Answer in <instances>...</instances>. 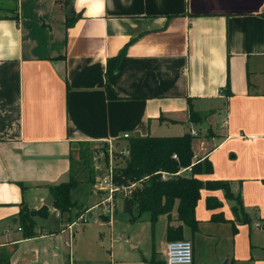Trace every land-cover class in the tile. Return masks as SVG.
<instances>
[{
	"label": "crops",
	"instance_id": "crops-1",
	"mask_svg": "<svg viewBox=\"0 0 264 264\" xmlns=\"http://www.w3.org/2000/svg\"><path fill=\"white\" fill-rule=\"evenodd\" d=\"M0 15L1 260L148 264L152 254L163 260L164 245L161 258L153 245L138 244L133 231L111 233L113 211L99 203L100 191L94 190L92 204L74 198L83 210L76 214L72 206L74 218L68 212L62 219L67 212L50 205L48 185L67 178L81 141L118 145L124 133L159 135L166 124L178 125V133L194 130L188 102L210 130L203 129L205 139L194 151L191 145L192 156L209 160L204 175L214 172L202 178L227 179L228 187L234 181L238 190H230L239 195L243 210L247 203L257 210L259 201L249 200L245 189L254 185L246 184L249 179L264 180V81L260 84L258 75L264 74V0H0ZM67 15L73 17L69 24ZM116 54L117 63L105 76V61ZM105 84L116 97L105 95ZM79 184L69 191L71 200ZM202 195V204L209 195L220 204L225 199L219 188ZM20 202L31 209L45 205L58 225L45 228L41 219L47 215L35 216V234L22 237L16 218ZM98 205L94 224L82 223ZM221 206L204 204L203 219L229 223L231 234L251 220L247 210L246 221L234 218L231 208L224 216ZM218 211L224 220L209 219ZM174 214L172 209L169 221L176 225ZM104 223L106 237L101 236ZM210 223L204 227L215 230ZM74 224L81 230L69 233ZM231 234L224 246L215 231L206 232L216 236L211 252L189 233L191 264H264V239L250 235L240 249Z\"/></svg>",
	"mask_w": 264,
	"mask_h": 264
},
{
	"label": "trees",
	"instance_id": "trees-1",
	"mask_svg": "<svg viewBox=\"0 0 264 264\" xmlns=\"http://www.w3.org/2000/svg\"><path fill=\"white\" fill-rule=\"evenodd\" d=\"M72 18V16H66L67 24L72 21ZM118 57L119 54H116L106 59L105 76L115 67ZM225 86H227V79ZM104 89L108 98L116 97L112 88L107 84ZM187 108L188 121L201 122L189 102ZM205 133H210L209 128L205 130ZM191 136L189 131L175 135L148 133L127 135L123 139L125 153L116 151L121 154L123 162L120 165L112 166L110 172L111 181L117 184H128L130 181L140 179V187L132 188L129 196L120 197L121 207L129 214L128 219L136 218L146 210L151 226L158 215L164 214L165 237L168 240L181 238L182 224L188 226L190 234L196 229L198 220L194 216V207L201 188L221 189L223 197L232 200L230 208L234 218L240 222L247 220L240 197L237 193H232L228 187L227 179L202 178V175L210 171L211 166L206 157L192 160ZM79 144H85V147L83 150L77 151L76 161L73 158L69 159L67 178L48 185L51 195L50 205L60 213H68L72 206L76 208V214L81 212L83 209L80 205L76 206L75 202L70 199L69 191L80 182H93L94 180V173L89 167V162L87 164L89 154L85 151L86 147L88 148L92 143L81 141ZM172 154H174L173 157ZM186 166L189 167L188 170L185 169ZM180 168L184 169L176 172ZM160 171H165L167 176L161 178ZM204 204L207 209L221 205L213 195L205 196ZM133 208L136 209L135 213L132 212ZM172 209L175 211L174 220L178 221L176 225L169 221ZM47 213L48 209L43 204L31 209L20 202L16 218L18 226L21 228V236H33L35 234L34 217H46ZM209 219L224 220L220 211L210 213ZM147 261L148 264H164V259L156 258L154 254ZM0 264H7V261L0 259Z\"/></svg>",
	"mask_w": 264,
	"mask_h": 264
},
{
	"label": "rangeland",
	"instance_id": "rangeland-1",
	"mask_svg": "<svg viewBox=\"0 0 264 264\" xmlns=\"http://www.w3.org/2000/svg\"><path fill=\"white\" fill-rule=\"evenodd\" d=\"M259 75V82L260 84L263 83L264 81V74H260ZM256 86V83H254L253 87ZM215 123L218 125V119L217 117L214 118ZM183 129L188 130V126L187 125H183ZM191 127L194 128L196 134L191 136V145H192V150L194 151L195 148H197L196 144L198 143L199 140H203L205 139L204 136V130L199 126V124H191ZM178 129V125H170V124H166L164 125V128L162 129L161 132H159L160 134H164V135H175L178 132L175 131H179ZM175 132V133H174ZM181 133V132H179ZM256 140L262 141V138L259 137H255ZM120 142L121 144L115 145L114 143H110V142H105V141H96L95 143H92L89 145V149L86 147L85 151H87V153L89 154L88 161L87 164L89 162V167L92 169L93 171V175H94V180L93 182H88V181H83L80 182V184L72 191L71 193V198L72 200L74 198H80L82 197V200L86 203V204H92L94 202L97 201V197L95 196V191L93 188V183L96 181V179L98 178L97 175V171L100 170H104L106 172H108L110 169H112V166L114 165H120L123 162V158L121 156V154H118L119 151L120 153H125V149H124V142H123V138H120ZM91 146V147H90ZM85 147V144H79V147L76 150L80 151L83 150V148ZM105 149H102L104 148ZM225 148V147H224ZM224 148H222L221 150H223ZM105 152V154H104ZM74 154V158L73 160L76 161V155ZM228 155H230V153H228ZM231 156V155H230ZM231 159H234L233 157H231ZM79 164V163H78ZM220 164V163H219ZM76 165V164H75ZM74 165V167H75ZM88 166V165H87ZM214 172H210L208 175H204L206 177L208 176H213ZM264 177V175H263ZM246 184H251L250 182H253L254 185L251 187H247L246 193L249 196V200L250 197H253L255 199V203L257 201H259V206L257 207V210H252V204L247 203L248 205H244V209L245 211L247 210V214L250 216V221H248L247 223L244 222L242 225H238L237 227V231L234 232L233 234L230 233V228H229V223H221L219 222L218 224L214 225L213 223H210L209 220L206 221L203 218L205 217L206 213H208V211L204 208V204H202V198L203 195L202 193H205L207 191V189L205 188H201L200 189V196L197 200V202H195L196 207H195V216L198 218L199 220V224H201V226H198L197 229L194 230V232H192V237L194 242H196L197 244H199V246H202V249L207 250V248L211 250L215 249V247H217V245L215 244L214 246V241L216 239V236H212L211 237H207L205 236L206 232H213L215 231V233L217 234V236L219 237V241H222V244L224 246H227L230 244V240L232 238L231 235H235V240H236V244L238 246L244 247L246 241L248 242V238L250 237V235L256 236L258 238H262L264 239V226L262 225V221H264V180L261 179H257L256 180H252L249 179L246 181ZM231 190L236 192L238 190V187H236V184L234 181H231L230 184ZM218 190L215 191L216 194ZM100 197H102V193H98ZM221 198V196H220ZM222 206L221 209L223 210V215L224 216H229L231 213L230 211V207L229 205V199H222ZM115 203V209L113 210L112 214L110 213V218H113V226L111 227V233H118V232H123L125 230H129V231H133L135 237L137 238L138 244H140L141 246H145L147 248L152 247V245L155 247V249L157 250L156 254L157 256H160L161 258H163V243L164 241L168 240L165 237V225H166V221H165V215H161V216H157L155 218V220L153 221V225L151 226L150 222L148 221V212L145 210L143 212H141L139 214L138 217L136 218H132V219H128L129 214L123 210V208L121 207V199L119 197H116L114 200ZM114 208V207H113ZM101 210V207L98 205L97 207H94L91 209L92 215L88 216L87 213L86 215V223L84 220H82L81 222L84 224H87L88 226H91L94 224L93 219L97 218L99 216V212ZM133 213L136 212V209L133 208ZM68 213L63 214L62 219H65V215ZM69 214H70V219L74 218V213L73 210H69ZM68 214V215H69ZM58 219L56 218V216L53 215V213H48L46 219H41V224L45 226V228H50V227H55L57 226V221ZM75 220V219H74ZM134 220V221H131ZM79 222V221H78ZM210 223L208 224L209 226H214L215 230L212 228H206L204 227V223ZM261 223L260 228L258 227V229H256L257 227H254V224H258ZM81 224V223H80ZM80 224H74V226H72L69 229V233H75V229L77 231L81 230ZM106 224L104 223L100 229L102 230L101 236L102 237H106L107 235V226H105ZM12 226H14L13 228L15 229V223L12 224ZM181 230L183 231V237L181 238H189V228L187 225H183V228H181ZM248 233V235H247ZM101 237V239H102ZM104 243H102L104 246H106L107 240L103 241ZM242 244V245H241ZM257 247L254 248V250H256ZM258 251V250H256ZM212 252V251H211Z\"/></svg>",
	"mask_w": 264,
	"mask_h": 264
},
{
	"label": "built area",
	"instance_id": "built-area-1",
	"mask_svg": "<svg viewBox=\"0 0 264 264\" xmlns=\"http://www.w3.org/2000/svg\"><path fill=\"white\" fill-rule=\"evenodd\" d=\"M226 122V117L223 116L220 123L223 126ZM189 133L194 135L196 134L195 130L190 129ZM128 134H122L123 137H127ZM172 157L174 154L171 155ZM192 160H196L193 156ZM188 166L185 167L188 170ZM184 168L178 169L176 172L181 171ZM111 169L106 172L104 170H98L97 175L98 178L93 183L94 190L100 191L102 193V197L99 199V203L102 204L103 207L107 210V212L113 211L114 200L116 197H127L129 193L132 191L131 189L134 187H140L141 182L140 179L136 181H130L128 184H117L111 181L110 175ZM175 172V173H176ZM160 177L165 178L167 173L165 171H160ZM84 215H79L76 219H81ZM73 222H76L77 220ZM164 264H191L192 253H191V242L188 238H178V239H170L165 241L164 243Z\"/></svg>",
	"mask_w": 264,
	"mask_h": 264
},
{
	"label": "water",
	"instance_id": "water-1",
	"mask_svg": "<svg viewBox=\"0 0 264 264\" xmlns=\"http://www.w3.org/2000/svg\"><path fill=\"white\" fill-rule=\"evenodd\" d=\"M69 7H67V9H68ZM66 9V10H67ZM200 127L202 128V129H206L207 127H208V124H205V122L204 121H201L200 122Z\"/></svg>",
	"mask_w": 264,
	"mask_h": 264
}]
</instances>
